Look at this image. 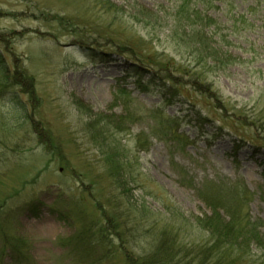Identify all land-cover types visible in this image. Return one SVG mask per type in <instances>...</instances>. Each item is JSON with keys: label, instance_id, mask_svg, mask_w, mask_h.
<instances>
[{"label": "rangeland", "instance_id": "374dc122", "mask_svg": "<svg viewBox=\"0 0 264 264\" xmlns=\"http://www.w3.org/2000/svg\"><path fill=\"white\" fill-rule=\"evenodd\" d=\"M180 1L0 0V264H128L171 223L198 245L203 195L264 224V0H190L250 24L213 44L222 69L169 38Z\"/></svg>", "mask_w": 264, "mask_h": 264}, {"label": "trees", "instance_id": "16d2710c", "mask_svg": "<svg viewBox=\"0 0 264 264\" xmlns=\"http://www.w3.org/2000/svg\"><path fill=\"white\" fill-rule=\"evenodd\" d=\"M202 2L204 3L205 0ZM100 3L103 5V2ZM229 6L231 13L232 5L229 4ZM138 15L150 26L156 24L155 21L159 19L156 12L147 9L138 12ZM168 19L172 24L169 29V38L178 44L177 47L184 48L188 58L200 63H210L212 64L211 68L214 69H222L234 63V59L231 57H221L220 49L214 45H217L219 41L220 44L227 46L225 44L228 43L227 38L234 36L237 24L250 25L243 15L235 19L232 16L230 19H233V25L224 29L223 26L218 25L216 20L206 15L203 16L199 9L191 7L190 0H181L175 12L169 15ZM224 32L230 33L225 34ZM132 70L130 71L133 72L131 73L132 77L141 83L143 75ZM22 77H24L23 74ZM10 82L11 79L0 54V83L6 86ZM139 89L145 92L141 85ZM113 150L119 152L117 147L108 149V152L112 153ZM113 154L117 155L115 152ZM115 158L110 161L114 162V171L118 172L121 171L122 164L118 158ZM262 175L264 177V165ZM120 184V182H116L118 189L122 188ZM244 193L249 195L246 190ZM202 197L210 214H204L201 217L193 216L192 222L195 227L208 234L207 241L187 247L178 238L181 229L175 227L177 223L167 224L157 235V238L153 240L151 248L146 251V254L137 257L138 259L134 261L132 259L129 261L127 258L128 264H253L251 261L253 252L264 250V224L261 221H251L247 214L240 212L241 207L239 205H226L222 199H216L210 195H203ZM238 202L247 204L246 199L238 198ZM165 208L169 214L171 211H175L171 205H167ZM129 211L130 208L124 213L125 219L129 217ZM120 217L121 215L118 217L119 220H121ZM109 218L114 220L113 217ZM180 219H183L182 215ZM120 238H123V234ZM105 260V257L92 259L93 262Z\"/></svg>", "mask_w": 264, "mask_h": 264}]
</instances>
